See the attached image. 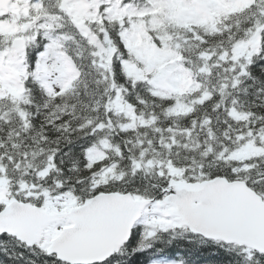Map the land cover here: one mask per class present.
<instances>
[{"label":"snow or ice","instance_id":"obj_1","mask_svg":"<svg viewBox=\"0 0 264 264\" xmlns=\"http://www.w3.org/2000/svg\"><path fill=\"white\" fill-rule=\"evenodd\" d=\"M0 264H264V0H0Z\"/></svg>","mask_w":264,"mask_h":264}]
</instances>
